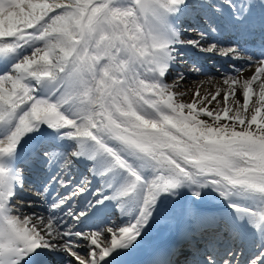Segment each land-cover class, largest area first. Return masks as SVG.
<instances>
[{
    "label": "snow or ice",
    "instance_id": "6c2138e0",
    "mask_svg": "<svg viewBox=\"0 0 264 264\" xmlns=\"http://www.w3.org/2000/svg\"><path fill=\"white\" fill-rule=\"evenodd\" d=\"M185 19L202 23L199 39L182 38ZM229 29L259 33V56L209 40ZM186 46L255 70L236 68L212 91L197 82L185 102ZM26 145L47 169L36 190L46 215L19 198ZM185 190L225 206L222 228L183 210L218 237L187 264H241L237 240L251 247L244 264H264V0H0V264L60 252L67 264H121ZM106 201L127 219L91 226ZM173 255L157 249L150 264Z\"/></svg>",
    "mask_w": 264,
    "mask_h": 264
},
{
    "label": "bare ground",
    "instance_id": "6f19581e",
    "mask_svg": "<svg viewBox=\"0 0 264 264\" xmlns=\"http://www.w3.org/2000/svg\"><path fill=\"white\" fill-rule=\"evenodd\" d=\"M254 69H255V65H253L251 68L245 67V70L242 73V76L244 78L250 77L253 74ZM184 75H185V80L182 82L179 90L180 91H187V94L182 97V99L185 102H191L192 94H193V91L195 90V88L197 86V82H203V84L201 86V91H204L205 89L212 91V90H214V85L217 84L218 82H221L223 77L225 76V75L220 76V74H211V75H207L205 77L198 76V77L194 78L193 80H188L185 73H184ZM168 83H172V82H168ZM241 101H242V97H241ZM204 119H207V117H204ZM208 197H210V196H204L203 199L208 198ZM203 199L200 200V202L203 201Z\"/></svg>",
    "mask_w": 264,
    "mask_h": 264
},
{
    "label": "rangeland",
    "instance_id": "374dc122",
    "mask_svg": "<svg viewBox=\"0 0 264 264\" xmlns=\"http://www.w3.org/2000/svg\"><path fill=\"white\" fill-rule=\"evenodd\" d=\"M181 31H184V28H181ZM175 74H176V73H175ZM175 74L173 75V77H172V79H171V80L167 79V82H172V81H173V79H174V76H175Z\"/></svg>",
    "mask_w": 264,
    "mask_h": 264
}]
</instances>
